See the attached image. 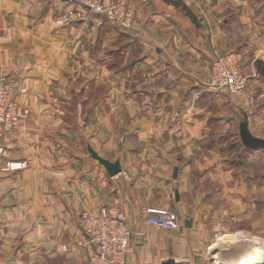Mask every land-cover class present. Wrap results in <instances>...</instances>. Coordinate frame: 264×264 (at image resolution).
<instances>
[{
    "label": "crops",
    "instance_id": "obj_1",
    "mask_svg": "<svg viewBox=\"0 0 264 264\" xmlns=\"http://www.w3.org/2000/svg\"><path fill=\"white\" fill-rule=\"evenodd\" d=\"M76 2L0 0V79L28 112L0 142V168L28 163L0 171V264H87L81 215L111 207L132 232L124 264L251 257L264 233H216L190 204L191 175L214 106L236 112L264 93V0H131L128 30L99 17L55 25ZM227 53L243 63L247 96L211 87V61ZM88 149L121 172L108 176ZM142 207L175 209L179 227L149 225Z\"/></svg>",
    "mask_w": 264,
    "mask_h": 264
},
{
    "label": "rangeland",
    "instance_id": "obj_2",
    "mask_svg": "<svg viewBox=\"0 0 264 264\" xmlns=\"http://www.w3.org/2000/svg\"><path fill=\"white\" fill-rule=\"evenodd\" d=\"M123 1L131 11L132 20L130 28H120V30H128L132 28L135 20L134 10L131 0ZM95 17L102 18L94 14L87 21ZM103 19L107 20L104 17ZM54 23L57 25L56 17ZM227 54H216L213 57L210 64V79L214 58ZM241 64L243 65L242 62ZM247 88L249 89V86ZM249 94L247 92L243 96L229 95L244 97ZM250 99H253L251 105ZM244 103L245 109L239 107L236 112L233 107L221 109L219 105L214 106L215 120L209 123V134L199 142L197 154L199 157L196 159L199 162V168H196L191 175L194 187L191 192L194 198L190 204L192 208H200L201 212H206L209 220L215 218L216 233H237L238 231L264 233V151L247 149L240 138L242 129L246 127L252 136L264 139V97L260 98V93L254 92ZM221 115L224 120L227 116L230 117L227 125L218 123L217 117ZM167 209L174 214L177 213L173 208ZM223 211L230 212L233 217L222 220Z\"/></svg>",
    "mask_w": 264,
    "mask_h": 264
},
{
    "label": "built area",
    "instance_id": "obj_3",
    "mask_svg": "<svg viewBox=\"0 0 264 264\" xmlns=\"http://www.w3.org/2000/svg\"><path fill=\"white\" fill-rule=\"evenodd\" d=\"M94 14L106 18L118 29L130 28L132 15L123 0H77L56 16V23L65 25L73 21H86ZM210 81L212 87L229 94L243 96L249 91V79L235 54L214 58ZM11 93V83L0 79V142L28 115L26 110L11 99ZM263 97L264 93H260V98ZM252 100H248L250 105L253 104ZM3 153L4 149L0 147V154ZM27 167L26 161H5L0 171L8 174ZM141 216L149 225L161 230L174 231L179 227L177 215L167 208L142 207ZM80 228L81 245L88 252L87 264H124L125 257L132 252V232L125 216L117 208H102L97 213L83 212ZM260 243V248L264 250V240Z\"/></svg>",
    "mask_w": 264,
    "mask_h": 264
},
{
    "label": "water",
    "instance_id": "obj_4",
    "mask_svg": "<svg viewBox=\"0 0 264 264\" xmlns=\"http://www.w3.org/2000/svg\"><path fill=\"white\" fill-rule=\"evenodd\" d=\"M65 2H68L69 0H63ZM241 142L242 144L249 150L257 151V150H263L264 151V139H258L252 136L245 128L242 129L240 134ZM91 157L98 161L100 165H102L108 176L114 177L118 175L121 172V168L118 162L110 163L101 157H99L92 149H88ZM177 176V169H174L173 177L175 178ZM189 224V221L187 222V225ZM163 264H174L172 260L166 261ZM215 264H229L228 262L224 261H217ZM236 264H264V250L261 248H254L252 252V256L240 260Z\"/></svg>",
    "mask_w": 264,
    "mask_h": 264
},
{
    "label": "trees",
    "instance_id": "obj_5",
    "mask_svg": "<svg viewBox=\"0 0 264 264\" xmlns=\"http://www.w3.org/2000/svg\"><path fill=\"white\" fill-rule=\"evenodd\" d=\"M165 2L173 4L174 6H182L180 0H165Z\"/></svg>",
    "mask_w": 264,
    "mask_h": 264
}]
</instances>
